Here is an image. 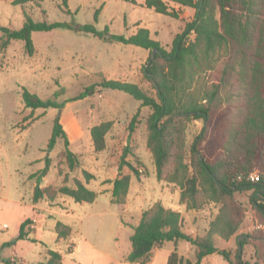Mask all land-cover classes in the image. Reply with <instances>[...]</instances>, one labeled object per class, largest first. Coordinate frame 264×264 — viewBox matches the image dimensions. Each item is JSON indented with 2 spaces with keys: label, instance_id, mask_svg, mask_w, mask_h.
Wrapping results in <instances>:
<instances>
[{
  "label": "trees",
  "instance_id": "1",
  "mask_svg": "<svg viewBox=\"0 0 264 264\" xmlns=\"http://www.w3.org/2000/svg\"><path fill=\"white\" fill-rule=\"evenodd\" d=\"M42 1L13 0L12 3L25 7L39 5ZM171 3L191 7L195 14L191 21L184 22L169 50L151 39L145 27H138L129 36L115 35L108 34L107 28L98 31L93 24L69 25L35 20L25 10L21 28L0 26V47L6 48L10 41L20 40L25 53L32 55L35 50L31 37L33 32L69 28L91 33L106 41L148 50L143 76L150 90L135 82L102 79L74 97L59 102V92L42 98L23 86L22 102L26 108L60 110L67 101L88 97L96 86L127 93L138 100L140 106L150 109L145 119L146 145L153 157L157 179L178 185L180 202L187 209L199 208L203 200L220 204L206 232L192 236L184 231L183 216L179 211L166 208L160 202L154 203L141 212L138 223L132 227L131 248L125 257L127 262L147 261L153 249L162 247L165 242H172L175 247L178 242L186 241L195 247V260L184 258L174 248L166 264H201L203 258L214 253L228 264H249L242 260L239 250L248 235L243 240H239L241 235H236L243 217L234 195L250 192L249 204L264 224V0H144L141 5L179 19L180 10ZM99 12L100 8L95 12V21ZM212 74L214 77L209 78ZM235 96L242 99L234 112L232 99ZM138 116L139 110L127 124L126 144L113 180L111 202L115 204L126 201L131 174L139 178L142 172L138 167L140 159L131 146ZM192 120H201L203 127L189 147L188 155L186 131ZM112 124L107 120L91 126L90 137L95 151L105 149V136ZM59 140L63 143L61 155L68 169L74 170L79 165L77 155L69 148L68 134L57 113L45 151L53 149ZM128 156L133 161L128 160ZM50 166L51 157L45 155L44 166L29 175L36 179L32 203L45 199L51 205L57 195L70 197L78 203L95 201L97 193L86 186L94 175L84 169V182L75 178L73 185L64 182L58 187H40V180L47 175ZM123 167H127L130 173L124 174ZM251 173L258 175L257 181L248 178ZM32 224L31 219H24L15 240L38 242L30 237ZM54 230L57 239L66 238L71 233V228L59 221L55 223ZM234 235L238 247L232 258L230 251L220 248L219 243ZM8 244V241L4 243ZM48 253L47 264H61V255L57 251L49 249ZM6 264L12 262L6 261Z\"/></svg>",
  "mask_w": 264,
  "mask_h": 264
},
{
  "label": "rangeland",
  "instance_id": "2",
  "mask_svg": "<svg viewBox=\"0 0 264 264\" xmlns=\"http://www.w3.org/2000/svg\"><path fill=\"white\" fill-rule=\"evenodd\" d=\"M12 1L0 0V26L21 28L24 22L23 10L35 20L57 21L69 25L93 24L98 31L107 28L108 34L115 35L134 34L139 24L149 30L151 39L158 41L167 50L170 49L174 36L180 33L184 26L180 19L157 13L151 8L126 0H65L64 2L44 0L39 5L30 4L25 7L14 5ZM98 8L100 12L95 21L94 15ZM193 17L194 15H189L187 19L192 20ZM187 19L183 18L184 22ZM31 37L35 47L32 55L25 53L23 42L20 40L10 41L6 48L0 47V141L2 144L0 189L4 184L10 197L16 196L18 192L23 197L29 196L31 183L36 181L29 175L44 166L45 148L57 113L69 137H72V126L78 131V136L71 138L69 148L77 155L79 165L74 170L68 169L61 155L63 143L59 140L47 153L51 157L52 166L40 183L58 187L64 182L73 185L75 178L84 182L83 169L92 173L94 178L103 170L110 177L115 167H118L122 149L126 144L127 124L132 115L139 110L131 137V146L140 159L141 165L138 167L142 172L139 178L131 174V196L127 205H124L126 201L116 204L122 225L116 221L114 206L110 205L106 209L105 198L101 196L97 204H93L92 211H89L94 215L86 216L82 221L81 230L89 241L100 248L101 252L120 257V260L127 264H153L158 250H161V254H165L166 251H172L174 248L179 255L194 261L195 247L186 241L178 242L175 247L172 242H165L162 247L153 249L147 261L125 260L131 248L130 227L136 225L141 212L154 203L160 202L162 205L164 203L171 209L179 211L183 216L184 231L192 236L203 235L206 232L220 207L218 203L203 200L199 208L187 209L185 204L180 202L179 186L157 179L153 157L146 145L145 119L150 112L148 107L140 106V102L127 93L103 89L99 86H96L94 92L86 98L65 102L60 110L26 108L21 99V87L24 86L42 98L52 97L55 92H59L57 100L66 101L85 87L97 84L102 79L135 82L142 88L150 90L143 76V67L149 51L131 44L106 41L91 33L69 28L33 32ZM213 77L214 74L209 75V78ZM241 99L238 96L233 97L234 112L240 105ZM107 120H111L113 124L105 136V149L95 151L90 128ZM202 127L201 120H192L189 123L186 131L188 155L189 147ZM127 159L133 161L131 156ZM32 161L33 163H30ZM122 172L130 173L127 167H123ZM89 183V188H100L98 182L94 183L93 179ZM249 195L250 192L234 195V200L241 206L243 217L236 235L242 236L240 240L248 235L241 248L242 260L249 264H264V224L251 208ZM59 196L63 195H57L56 199ZM85 203L83 205H90L88 202ZM126 207L128 212L125 210ZM101 208L106 209V214L102 216ZM0 220L9 223L0 230V264H6L10 259L12 264H47L50 257L47 246L28 240H15V235L12 237L15 234V227L11 219L5 217ZM42 229L48 246L60 253L63 261L61 264H72L70 253L72 242L62 238L63 241L59 242L61 239H57L59 242L57 243L55 230L49 228L48 222ZM113 235L116 237L115 241ZM30 237H33L32 232ZM7 241L9 244L4 245ZM219 247L230 251L234 258L238 247L236 236L219 243ZM201 264L228 263L219 254L214 253L203 258Z\"/></svg>",
  "mask_w": 264,
  "mask_h": 264
},
{
  "label": "crops",
  "instance_id": "3",
  "mask_svg": "<svg viewBox=\"0 0 264 264\" xmlns=\"http://www.w3.org/2000/svg\"><path fill=\"white\" fill-rule=\"evenodd\" d=\"M133 1H135L139 5L144 3V0H133ZM128 2H129V0H128ZM171 5L174 6L176 9L180 10V15H179L180 18L179 19L182 20L183 23H184L183 18L187 19V17L189 15L195 14V10L191 7H184V6L180 7V6L172 4V3H171ZM187 21H191V19L190 20L187 19ZM138 27H141V26L139 24H137V28ZM72 130H73V133L71 135L72 137H69V133H68V137L70 138V142H71V138L73 139V138H76V136H78V131L75 130V126H72ZM79 134H80V132H79ZM1 149H2V144L0 141V156L2 154ZM47 153H49V152L45 151V155H47ZM48 156L50 157L49 154H48ZM43 160H44V157H43ZM30 163H33V161ZM1 169H2V165L0 163V170ZM32 173H34V172H32ZM105 175H107V173H105L103 170L100 175H97L96 178H93L94 183L98 182V186H100V188L99 187L95 188V189L90 188L91 190H94L97 193V197H96L95 201L92 203H89L90 205H88V206L83 205V204H86L85 202L78 203V202H75L70 197H66V196H59L56 200H54L52 202L51 205L45 199H42L39 202L34 204L31 202V196H32L33 188L36 184L35 182L31 183L32 189H31V192H30L28 197H23L20 192H18V194L16 196L10 197L7 190L5 189V185L2 184L1 185L2 188L0 189V219L5 218V217H9L11 219V223L14 224V227H15V230H14L15 234H13L12 237L14 235L16 236L19 225L24 219H26V218L31 219L33 221L32 235L38 241L36 243L41 244L44 247L47 246L48 249H51L54 251H55V248H50L48 246V243L44 240V236H43L44 230L42 229L43 225L46 226V222H48L50 229H54L55 223L57 221L65 224V225H68L71 228V233L68 237H66V239L69 242H72V249L70 252L72 255V258H71L72 264H77V263H81V264H110L113 262H115L116 264H127L126 262L121 261L120 257H117V256L114 257L113 254H110L108 252H105V253L101 252L99 250L100 248L98 246H96V244H94L92 241H89L84 236L83 231L81 230L82 221L86 218V216L94 215V213H92V212L89 213V211H92L91 209L94 206L93 204L96 203L97 200L99 201V198L101 196H103L105 198L104 206L106 207V209H108L107 207L110 205L114 206V208H115L114 213L116 216V221L119 225H122V222L120 219V211H119L118 207H116L117 205L111 202L113 180L117 176V168L115 167V169L113 170V173L110 177L108 175L107 176H105ZM42 179H44V178H42ZM131 182H130V187H129L128 194L126 197V203L124 205H127V202L129 201V198L131 196V186H132ZM46 185H48V184H46ZM46 185H42L41 183H39L40 187H43ZM89 185H90L89 182L86 183L87 187ZM16 190L19 191L18 188H16ZM142 198H143V195H142ZM163 205H164V203H163ZM164 206L166 208H171L170 206H166V205H164ZM127 208L128 207L125 208L126 212H128ZM106 209L105 210L102 209L100 211L101 216L106 214ZM172 209H174V208H172ZM2 216H4V217H2ZM47 217H49L48 220H47ZM8 225H9V223L6 222L5 220H0V230H2L4 227H6ZM130 229H131V232L129 233V238L133 232L132 227H130ZM54 235L56 237L55 241L57 242L56 232L54 233ZM12 237H11V239H12ZM112 238L114 239V241L116 240V237L114 235L112 236ZM61 241H63L62 238H61V240H59V242H61ZM59 242H57V243H59ZM3 249H6V248H3ZM170 252H171V250H168L165 252V254H161V250L160 251L158 250L156 252V258L153 261V264H166L167 257H168ZM62 262L63 261H61V263Z\"/></svg>",
  "mask_w": 264,
  "mask_h": 264
},
{
  "label": "built area",
  "instance_id": "4",
  "mask_svg": "<svg viewBox=\"0 0 264 264\" xmlns=\"http://www.w3.org/2000/svg\"><path fill=\"white\" fill-rule=\"evenodd\" d=\"M248 178L251 181H257L258 180V175L256 173H251V174H249Z\"/></svg>",
  "mask_w": 264,
  "mask_h": 264
},
{
  "label": "water",
  "instance_id": "5",
  "mask_svg": "<svg viewBox=\"0 0 264 264\" xmlns=\"http://www.w3.org/2000/svg\"><path fill=\"white\" fill-rule=\"evenodd\" d=\"M155 51V50H154ZM242 236H239V240H240V238H241ZM241 249V247L239 246V250Z\"/></svg>",
  "mask_w": 264,
  "mask_h": 264
}]
</instances>
